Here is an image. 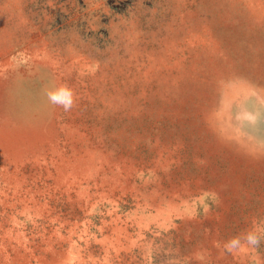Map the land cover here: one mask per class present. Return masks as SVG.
I'll list each match as a JSON object with an SVG mask.
<instances>
[{
  "label": "rangeland",
  "instance_id": "374dc122",
  "mask_svg": "<svg viewBox=\"0 0 264 264\" xmlns=\"http://www.w3.org/2000/svg\"><path fill=\"white\" fill-rule=\"evenodd\" d=\"M261 142L264 0H0V264H264Z\"/></svg>",
  "mask_w": 264,
  "mask_h": 264
},
{
  "label": "clouds",
  "instance_id": "9594fccd",
  "mask_svg": "<svg viewBox=\"0 0 264 264\" xmlns=\"http://www.w3.org/2000/svg\"><path fill=\"white\" fill-rule=\"evenodd\" d=\"M45 95L51 104L62 107L66 113L70 112L76 106L75 92L66 83H62L59 86L46 90ZM237 119L254 123L256 117L251 112L245 111L238 115ZM261 143L264 144V142ZM261 224H264V222H261ZM242 237L235 236L230 238L224 244V249L229 253H238L245 248L253 250L258 248L260 243L264 241V227L259 224L255 225Z\"/></svg>",
  "mask_w": 264,
  "mask_h": 264
}]
</instances>
